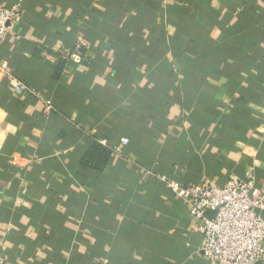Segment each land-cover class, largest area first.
I'll return each mask as SVG.
<instances>
[{"label": "crops", "instance_id": "0c3cea01", "mask_svg": "<svg viewBox=\"0 0 264 264\" xmlns=\"http://www.w3.org/2000/svg\"><path fill=\"white\" fill-rule=\"evenodd\" d=\"M14 3L22 19L0 42L7 264H214L156 176L250 171L264 197V0H0ZM121 137L120 153L99 143Z\"/></svg>", "mask_w": 264, "mask_h": 264}, {"label": "built area", "instance_id": "2783aa9c", "mask_svg": "<svg viewBox=\"0 0 264 264\" xmlns=\"http://www.w3.org/2000/svg\"><path fill=\"white\" fill-rule=\"evenodd\" d=\"M22 19L19 3L0 5V42ZM89 47L83 39H77L73 52L80 55ZM5 62H0V69ZM17 84L15 89L22 90ZM47 110L52 109L45 99ZM99 143L114 153H120L129 139L121 137L116 144L106 139ZM174 196L188 205L189 217L195 222L202 236L201 256L214 264H259L264 260V197L252 192L253 173L247 179L231 177L224 184L210 181L184 184L167 175L156 176ZM0 264H7L0 251Z\"/></svg>", "mask_w": 264, "mask_h": 264}]
</instances>
